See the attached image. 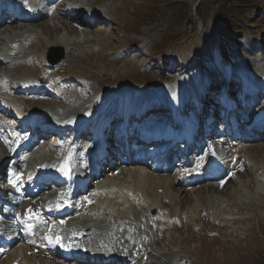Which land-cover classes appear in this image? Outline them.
Here are the masks:
<instances>
[{
	"label": "rangeland",
	"instance_id": "obj_1",
	"mask_svg": "<svg viewBox=\"0 0 264 264\" xmlns=\"http://www.w3.org/2000/svg\"><path fill=\"white\" fill-rule=\"evenodd\" d=\"M62 1L80 5L85 15L73 16L72 11L55 7L58 5L55 0L48 5V14L33 22H6L1 26L13 25L12 30L0 31L4 32L0 33V39H3L0 50L12 42L8 40L12 35L19 39L14 42L18 53L15 57L0 55L4 59L0 61V74L5 79L0 81L5 82L0 85V92L26 108V105L39 108L40 117L45 116V120L70 123L84 113L93 99H96L97 111L93 110L92 115L98 114L99 108L102 115L106 110L103 105L97 106L98 103H111L118 91L105 96V100L100 99L101 94L108 87L123 85L131 98L140 102L146 98V107L160 109L156 117H151L156 118V123L168 125L174 131L178 128L177 119L179 121L180 114L184 113L190 119L187 123L183 121L185 129L190 126L195 129L196 126L188 122L205 118L207 111L212 110L209 104L214 102L209 100L226 92L224 79L228 76L232 84L228 87H232L242 70L257 82V89L260 87L252 98L264 97V0ZM214 1L219 3L216 5ZM223 3L225 9L222 11L220 5ZM89 11L93 15L99 12L91 22L84 20L91 17L87 14ZM68 27L76 31L68 33ZM249 41L258 45L254 53L247 52L244 46ZM49 47H53V59L59 56L60 50L63 51V56L54 64L51 60L49 63L45 55ZM38 76L44 77L48 87L41 94L26 96L11 87L14 81L33 82ZM148 81L160 84L147 86ZM52 83L56 89L52 88ZM196 90L203 105L198 106L195 102V107L200 110L197 115H200L194 120V111L190 110ZM221 94L216 97L217 105H221L217 103L221 101ZM45 96L52 99L45 100ZM259 103L262 107L264 99ZM145 114L152 115V112L149 109ZM211 117L216 118L215 122L218 120L214 112ZM50 139L42 137L27 155L29 160L38 158L39 162L47 163L56 153ZM216 140L215 136L206 138L205 149L208 142ZM247 143H250V149L237 162L241 171L234 172L231 175L234 178H229L222 187L216 186L215 180L197 184L182 181L172 183L166 192L162 188L148 189L146 197L135 199L118 191L107 193L103 201L101 197L85 196L91 201L88 206L84 204L83 194H77L75 210L82 209L69 219L92 226L90 232L94 237L109 226L114 232L115 225L125 229L127 222L136 224L134 233L137 234L132 237L119 232L115 239L123 243H112L106 251L134 256L137 264H264V174L260 175L264 168V140ZM229 148L230 145L225 144L221 150L227 168L231 169L235 162L230 158ZM8 151L7 139L0 137V160ZM202 157L203 154L195 156L197 161ZM2 165L4 162L1 161ZM25 167L30 168V164L26 163ZM114 168L116 170L111 172L102 169L97 182L114 179L122 189L121 184L132 183L131 178H126L131 165ZM181 169L182 166L176 164V168L160 171L157 177L180 178L184 175ZM50 191L57 193V189ZM205 193L212 194L211 203L203 206L200 198ZM196 199H200L198 203ZM149 204L158 209L155 216L165 221L149 220L145 213ZM78 216L80 218L76 220ZM140 229L145 235L140 236ZM91 239L95 241L93 237ZM36 257L32 261L43 258Z\"/></svg>",
	"mask_w": 264,
	"mask_h": 264
},
{
	"label": "bare ground",
	"instance_id": "obj_2",
	"mask_svg": "<svg viewBox=\"0 0 264 264\" xmlns=\"http://www.w3.org/2000/svg\"><path fill=\"white\" fill-rule=\"evenodd\" d=\"M94 2V1H93ZM0 6H1V10H2V12H6L8 9H11V10H13V7H9V6H7L5 3H4V1H0ZM77 6H78V4L76 5V4H69L67 7H66V9L67 10H73V9H75V10H77V14L78 15H80V17H82L83 15H85L84 14V12L85 11H82V10H80V9H77ZM93 12V11H92ZM88 15H89V17L90 16H92L93 18H97V15L99 14V12H95V15H93V14H91V11H89L88 13H87ZM5 15V14H4ZM12 18V17H11ZM85 21H87L88 20V18L86 19H84ZM14 21H19L17 18L16 19H12V21H10V24H12ZM2 24H0V26H1ZM11 27H13V25H11V26H6V27H0V31L1 30H3V31H6V32H8V31H11L12 30V28ZM19 27V26H18ZM20 27H21V25H20ZM84 31H89V29H83ZM66 31L68 32V33H72V32H75L76 30L73 28H71V27H68V28H66ZM42 32V31H41ZM0 33H4V32H0ZM15 36V35H14ZM47 36L48 37H50V35H48L47 34ZM12 38H14L13 37V35L11 36V38L9 39V40H11V41H19V39H18V37L17 38H14V39H12ZM0 40H2V39H0ZM17 46V45H16ZM16 46H10V48L8 49V50H14L15 48H16ZM38 48L40 49L41 48V46H38ZM3 51L4 50H0V55H2L3 54ZM38 78L40 79V81H42L43 79H44V77L43 76H38ZM230 81V79L228 78V76L226 77V79H224V82H225V84H226V92H227V90H228V85H232V84H230L231 83V81ZM251 83H253V84H250V92H249V95L251 96V98L254 96V94L256 95V93L260 90V87L257 89V83H254V82H251ZM32 85H35V84H32ZM247 86V85H246ZM239 87V86H238ZM235 89V88H234ZM226 92H225V94L224 95H226ZM47 95V94H46ZM172 96V95H171ZM177 96H178V94H177ZM46 98H44L45 100H48V99H52V98H50V97H48V96H45ZM48 98V99H47ZM173 98V97H172ZM174 99V98H173ZM253 99V98H252ZM0 101L2 102V103H5L7 106H9V109H17V112L18 113H24L25 111H27V113H29V111L30 112H32L29 108H26L25 106H23L22 104H20V103H18L17 101H15V100H13V99H11V98H8V97H3V95H0ZM201 101V100H200ZM142 102V103H141ZM141 102H139V101H137V100H135V101H132V102H126V101H122V106L120 107V109H119V113H117L115 110H109V108L104 112V113H107L108 114V116H106L104 113L102 114V115H100V118H101V120H102V128H104V126H105V128H107V125L109 124V122H110V124H112V122L110 121V118L111 119H115L116 118V116L115 115H120V116H123V117H128L129 115H130V113L131 112H138V113H146L147 112V110H149L150 109V113L152 112V115L153 116H156V114H158L160 111V109H156V110H154L153 108L154 107H146L145 106V104H146V102H147V100H143V101H141ZM255 102V101H254ZM217 103L218 104H221V105H225L224 106V109H226L227 108V106H229V103H230V100H227V98H226V96H225V98H222L221 97V101H217ZM128 107V108H127ZM148 108V109H147ZM264 111V110H263ZM200 113V110L198 111L197 110V113ZM99 113H101L100 111L98 112V114ZM153 113H155V114H153ZM115 114V115H114ZM32 115V114H31ZM94 115V114H93ZM96 115V114H95ZM114 115V116H113ZM200 115V114H199ZM199 115H196L195 116V118H194V120H197L198 119V117H199ZM213 114H210V113H207L206 114V120H207V122H208V120H209V122H210V120H213V122L209 125V127L213 124V123H215V120H216V118H212L211 116H212ZM35 118H36V121H39L40 123H43V122H41L40 120H39V118H40V116L39 115H33ZM259 118L261 119V121H264V117H262V116H259ZM77 120H79V119H77ZM76 120V121H77ZM78 125H79V128H80V130H88V131H91V130H96L97 129V126L95 125V126H90V125H86V126H84V124L83 123H77ZM208 127V128H209ZM212 129V128H211ZM157 130V129H156ZM193 131H195V129L192 127V126H190L189 128H186L185 129V132L187 133V134H191ZM87 132V131H86ZM264 132V131H263ZM169 132L168 131H166L165 133H164V136L165 135H167ZM80 136V135H79ZM190 136V135H189ZM61 143H63V142H65L66 140H67V138H62V139H58ZM248 141H250V139H248V140H245L244 142H242V141H239V140H234V141H232V143H231V152L233 153V156H236V157H238V159H241V157H243V155H245V152L246 151H248L249 149H250V143L248 144L247 142ZM189 144H191V143H189ZM80 151V150H79ZM251 153H252V155L254 156V152L251 150L250 151ZM22 154L25 156V157H27V155H28V153H26V152H22ZM247 155H248V153H247ZM251 155V156H252ZM264 156V155H263ZM5 157V156H4ZM78 158V157H77ZM246 158V157H245ZM250 158V157H249ZM248 158V159H249ZM252 158V157H251ZM251 160V159H250ZM1 161V160H0ZM38 161V162H37ZM36 162V164H40L41 166L42 165H44V164H47V163H44V162H39V160H37ZM262 161H263V163H264V157H263V159H262ZM75 163H76V157L74 158V163H73V165L75 166ZM143 161L141 160V159H137L136 160V163H134V166H133V168L129 171V173L131 174H129L128 173V175H127V179H129V178H131V180H132V188H131V184L130 185H124V184H121V186H124V189H122L120 186L118 187V185H117V183L114 181V179H107V181L106 182H104V183H101L100 184V187H99V190H101L102 191V193L101 194H103V193H105V191H106V189H108V193L109 192H116V191H118L120 194H125L126 196H131L133 199H135V198H137V197H146L149 193H148V191L150 190V189H154V190H156V189H158V188H162L165 192L167 191V189L168 188H171L172 186L171 185H173L174 183H177V182H186V181H189V179H186L185 178V176L182 174L180 177L181 178H178L177 176L176 177H173V178H169L168 179V177H157L158 176V174H159V170L160 169H162V170H164V171H166L165 170V167H162V168H155V167H147V166H144L143 165ZM71 164V163H70ZM260 166V165H259ZM263 167V166H262ZM0 169H1V167H0ZM259 169V168H258ZM20 170H22V169H20ZM263 170V173H264V168L262 169ZM35 171H31L30 173H27V178L28 177H30V174L31 173H34ZM161 173H162V171H161ZM263 173L261 174L260 173V175H263ZM120 176L121 177H123V171H121V173H120ZM128 181V180H127ZM173 183V184H172ZM180 184V183H179ZM109 187V188H108ZM120 188V190L118 189V188ZM26 188L27 187H25V188H22V189H19L17 192H18V194L20 195V196H24L25 195V193H26ZM33 188H35V186H33L32 184H29V189H33ZM149 189V190H148ZM213 189V188H212ZM148 190V191H147ZM151 191V190H150ZM169 191V190H168ZM168 193V192H167ZM165 195V194H164ZM167 195V194H166ZM200 195V194H199ZM121 196V195H120ZM197 196V195H196ZM212 196V194L210 195H206V193H205V195H201V200L200 199H196L195 201L197 202H199V200L200 201H202V205L204 206H206V205H208V204H210L211 202H210V197ZM121 197H123V195L121 196ZM214 198H215V196H213ZM126 198H128V197H126ZM196 198H198V197H196ZM213 198V199H214ZM29 201H27V200H24V201H19V203H22L21 204V206H19L18 204H11V206H10V208H9V212L8 213H5L4 215H3V219H9V220H12V221H15L16 222V224L8 231V233L5 235V237L7 238V239H9L10 241L13 239V238H16V237H18V236H22V225L19 223V221H20V219L22 218V216L20 215V214H18V211L19 210H21V207L24 205V204H27V203H32L33 205H37V204H39V198H29L28 199ZM147 200V199H146ZM166 201V200H165ZM168 201V200H167ZM216 201V200H215ZM197 202V203H198ZM142 203V202H141ZM154 205V204H153ZM156 207H153V206H151L150 204L146 207V212L145 213H147V216L148 217H150L149 215H151V214H155V211H156ZM157 211H158V209H157ZM110 214L111 215H113V209H111L110 208ZM149 214V215H148ZM172 216V215H171ZM152 217V216H151ZM133 224V223H132ZM4 227V225L3 224H1L0 225V228H3ZM104 232H107V231H104ZM98 233H100L99 235L100 236H98ZM97 235H96V237H93L94 239H95V241H99V240H101V241H103V242H107L109 239H106L104 236L103 237H101V235H102V232H97L96 233ZM23 241H24V245L22 246V244L21 243H19L18 245H14V247L10 250V251H8L7 253H5L3 256H2V261L3 262H5L6 264H9L13 259H15L18 255H22V257L20 258V264H37L36 262H34V261H32L33 259H35V257L36 256H38V255H36L35 253H34V249H35V247L32 245V242L30 241V239L26 236V237H24L23 238ZM110 242V241H109ZM0 246H4V245H0ZM28 250H31V251H33L30 255H27V251ZM40 251H43V248L42 247H40L39 248V251L38 252H40ZM118 254V253H117ZM40 255V254H39ZM54 255H55V260L53 261V263H47V262H41L40 264H60V263H58L57 261H59L61 258L60 257H58L57 256V253H54ZM107 255H109V257H111V256H113V254L111 253V252H107ZM118 255H121V256H123L122 254H118ZM95 257H100L98 260H97V264H109V262L108 261H105L106 263H104V262H102V261H100V259H102V257H105V254H100V253H97V255H95ZM120 258V256H118L116 259L114 258V259H112V261L110 262V264H117V259H119ZM125 258H129V260H128V262L130 263V262H134V260L132 259V258H130V257H125ZM71 262H74V261H71ZM96 262V261H95ZM128 263V264H129ZM65 264H72V263H70L69 261H67Z\"/></svg>",
	"mask_w": 264,
	"mask_h": 264
},
{
	"label": "water",
	"instance_id": "obj_3",
	"mask_svg": "<svg viewBox=\"0 0 264 264\" xmlns=\"http://www.w3.org/2000/svg\"><path fill=\"white\" fill-rule=\"evenodd\" d=\"M52 50H53V47L50 48V51H52ZM62 56H63V51L60 50L59 56L56 57L55 59H53V62L59 61Z\"/></svg>",
	"mask_w": 264,
	"mask_h": 264
},
{
	"label": "trees",
	"instance_id": "obj_4",
	"mask_svg": "<svg viewBox=\"0 0 264 264\" xmlns=\"http://www.w3.org/2000/svg\"><path fill=\"white\" fill-rule=\"evenodd\" d=\"M225 0H222V2H224ZM214 3L217 5L219 2L214 1ZM220 8H222V11L225 9V3H223L222 5H220Z\"/></svg>",
	"mask_w": 264,
	"mask_h": 264
},
{
	"label": "snow or ice",
	"instance_id": "obj_5",
	"mask_svg": "<svg viewBox=\"0 0 264 264\" xmlns=\"http://www.w3.org/2000/svg\"><path fill=\"white\" fill-rule=\"evenodd\" d=\"M63 170V169H62ZM223 183V182H222ZM57 242H59L58 240H57Z\"/></svg>",
	"mask_w": 264,
	"mask_h": 264
}]
</instances>
